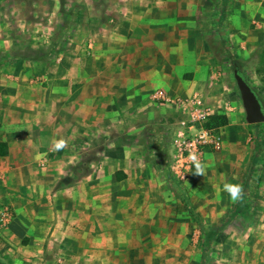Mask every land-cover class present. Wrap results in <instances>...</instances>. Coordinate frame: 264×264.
<instances>
[{"label":"crops","instance_id":"crops-1","mask_svg":"<svg viewBox=\"0 0 264 264\" xmlns=\"http://www.w3.org/2000/svg\"><path fill=\"white\" fill-rule=\"evenodd\" d=\"M114 1L116 23L107 28L112 35L94 45L101 49V56L69 57L72 64L98 68L65 72L59 65L51 78V101L45 100L41 108L44 114L51 112L52 120H42L39 134L33 138L15 130L19 126L5 132L2 142L7 145V155L3 157L14 162L6 171L10 168L11 175L28 178L8 188L4 196L12 206V216L0 229V255L12 264H135L134 259H124L118 241L133 239L135 219L125 216L134 210L135 194L140 193L143 180L138 177L150 173L151 159L145 163L141 154L129 156L123 150L110 156L107 152L98 167L84 175L85 184H55L80 160L72 155L71 146L90 137L96 113L105 114V129L117 130L110 146L124 145L128 129L137 134L144 124L142 118L154 117L151 107L157 105L152 95L159 89L172 99L201 97L209 115H226L227 125L241 118L235 94L224 89L225 73L201 31L205 0ZM220 2L223 5L226 0ZM229 2L224 28L231 56L247 67L241 71L264 104V81L257 69L264 63V0ZM216 15L221 16V11ZM109 114L115 121L111 125L107 124ZM261 125L255 124L254 129ZM14 139L25 150L31 143L54 147L63 139L67 146L57 152L67 153L37 170L25 152L12 157ZM104 176L139 181L113 187L102 183ZM261 225L259 233L247 234L253 253L247 264H264V217Z\"/></svg>","mask_w":264,"mask_h":264},{"label":"rangeland","instance_id":"rangeland-1","mask_svg":"<svg viewBox=\"0 0 264 264\" xmlns=\"http://www.w3.org/2000/svg\"><path fill=\"white\" fill-rule=\"evenodd\" d=\"M205 2L201 31L222 73H225L223 80L227 87L224 89L235 94L242 114L237 123L212 132L220 138L218 149L213 146L202 148L197 158L205 166L204 176L195 173L193 162L184 177L172 174L171 160L177 158L176 139L181 121H185L187 129L193 123L181 105L156 100L152 95L157 106L151 108L156 114L145 121L142 118L144 124L137 134L128 129L124 133V145L110 146L108 142L117 135L116 128L105 129V114L93 115L90 137L71 146L72 155L79 156L80 160L55 183L57 186L85 184L84 175L98 167L107 152L110 156L111 152L115 155L123 150L128 151L129 156L141 154L145 163L151 159L150 173L138 177L143 179L140 183L143 187L135 194L134 210L125 216L135 219L133 239L118 241L123 246L119 251L125 253L124 259H134L135 264H247L253 254L247 234L253 230L259 233L262 227L264 169L253 195L244 198L237 209H232L234 202L222 190L225 180L242 185L252 159L256 134L262 139L264 148V122L261 129L255 130L245 120L224 28L230 2L226 0L223 5L220 0ZM219 10L221 16L216 15ZM114 11V0H0V59L12 60L0 62V142L5 138L6 130H13L12 126H19L18 129L14 127L15 130L33 138L39 134V123L52 120L51 112L45 111L44 114L41 109L45 100L51 101L52 75L59 71V65L65 72L69 69L85 71L87 66L72 64L69 57L92 59L101 56V49H94V45L112 35L107 28L116 23ZM93 67L98 68L92 64L87 68L93 71ZM257 69L264 81V63L261 62ZM107 116V124L115 122L110 114ZM24 148L14 139L12 157L25 152L37 170L44 169L50 161L67 153H58L51 144L31 143L26 150ZM159 157L162 163L158 162ZM13 164V159L0 156V218L3 212L12 216V206L4 200L8 188L28 180L20 174L11 175L10 168L6 171L5 167ZM158 166L165 170L167 177L160 176L156 170ZM138 178L121 182L104 176L100 180L104 185L115 187L136 184ZM120 207L123 209V205ZM189 208L195 211L199 224L193 221ZM232 211L235 214L233 220L222 227L215 244L203 251V227L224 222ZM2 225L0 222V229ZM0 264H12V261L0 255Z\"/></svg>","mask_w":264,"mask_h":264},{"label":"built area","instance_id":"built-area-1","mask_svg":"<svg viewBox=\"0 0 264 264\" xmlns=\"http://www.w3.org/2000/svg\"><path fill=\"white\" fill-rule=\"evenodd\" d=\"M153 98L166 102L172 101L181 105L182 109L188 114L189 121L193 123L187 129L185 121H181L180 131L176 139L178 149L177 158L176 161L171 160L170 168L172 174L176 177H184L190 171V166L193 162L191 159L192 155L195 154L198 157L202 153V148L207 146H213L218 149L220 147V138L201 126L209 115L201 97L196 95L188 99L176 98L173 100L167 96L163 89H159L154 92ZM9 218V214L3 212L0 222L5 224Z\"/></svg>","mask_w":264,"mask_h":264},{"label":"trees","instance_id":"trees-1","mask_svg":"<svg viewBox=\"0 0 264 264\" xmlns=\"http://www.w3.org/2000/svg\"><path fill=\"white\" fill-rule=\"evenodd\" d=\"M228 52L230 55V63L232 66L238 65L234 58L231 56V50L228 48ZM11 59L8 58H3L0 59V62L8 63L11 62ZM241 70V69H240ZM242 72V71H241ZM243 74V73H242ZM244 75V74H243ZM245 77V75H244ZM247 80V79H246ZM254 90V89H253ZM257 94V93H256ZM228 124V118L224 114H210L206 117L205 121L202 123V127L206 130H209L211 132H216L226 126ZM259 124V123H257ZM250 125H255V124H250ZM263 141L256 134V139L254 143V154L252 156L251 164L248 169L247 175L245 176L242 186L244 190L243 198L237 202L234 203L232 209H237L239 207V204L243 202V199L246 197H250L253 195L255 192V187L256 184L259 183L260 181V174L262 173L264 169V148L262 147ZM7 155V145L5 142H0V156H6ZM160 158V157H159ZM158 162L162 163V158L159 159ZM163 165V164H162ZM161 165V168H163ZM159 166L156 168V170L159 171L160 176L162 177H167L168 175L166 174L165 170H162ZM162 170V171H161ZM190 210V215L193 219L194 222L199 224V219L195 213V211L192 208H189ZM235 214L230 212L227 216L224 222L212 225L210 227H203L202 233V249L203 251L208 250L211 246H213L217 240V236L221 232L222 227L226 226L228 223H230L233 220V216Z\"/></svg>","mask_w":264,"mask_h":264},{"label":"water","instance_id":"water-1","mask_svg":"<svg viewBox=\"0 0 264 264\" xmlns=\"http://www.w3.org/2000/svg\"><path fill=\"white\" fill-rule=\"evenodd\" d=\"M233 77L245 112L246 122L248 124L264 122V105L238 65L233 66Z\"/></svg>","mask_w":264,"mask_h":264},{"label":"clouds","instance_id":"clouds-1","mask_svg":"<svg viewBox=\"0 0 264 264\" xmlns=\"http://www.w3.org/2000/svg\"><path fill=\"white\" fill-rule=\"evenodd\" d=\"M54 147L55 150L59 151L66 147V141L63 139H59L56 141ZM191 159L196 168L195 173L204 176L205 174L204 164L198 160L195 154L192 155ZM222 190L228 194V196L234 203L243 198V194H244L243 186L239 183H231L225 180V182L223 183Z\"/></svg>","mask_w":264,"mask_h":264}]
</instances>
